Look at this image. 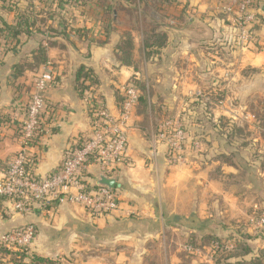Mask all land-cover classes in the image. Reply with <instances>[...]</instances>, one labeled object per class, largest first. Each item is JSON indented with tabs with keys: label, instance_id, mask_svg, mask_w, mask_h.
<instances>
[{
	"label": "crops",
	"instance_id": "0c3cea01",
	"mask_svg": "<svg viewBox=\"0 0 264 264\" xmlns=\"http://www.w3.org/2000/svg\"><path fill=\"white\" fill-rule=\"evenodd\" d=\"M229 1L80 0L69 15L52 9L50 0H40L36 9L24 3L16 11L0 2V47H5L0 63V178L21 149L20 124L34 80L47 65L53 68L46 92L51 133L28 148L40 176L62 163L70 145L92 135L87 92L117 114L125 85L134 79L147 83L131 117L128 162L115 172L120 194L115 213L93 218L71 203L49 212L36 206L30 214L2 206L0 234L28 223L37 229L25 264H153L160 247L165 264H218L208 259L210 245H199L202 255L183 249L214 239L234 240L236 248L246 242L251 250L244 259L264 258V237L251 223L256 212H264V128L246 112V130L253 134L239 148L219 123L227 120L236 127L238 106L224 111L202 106L208 97L233 103L240 82L247 87L257 81L264 97V50L258 51L257 44L236 47L233 22L222 9ZM137 3L157 7L147 13L129 10ZM256 4L261 9L264 0ZM144 22L157 24L168 37L151 58L145 54ZM125 33L133 41L130 63L120 51ZM255 34L263 38L264 24L255 27ZM80 71L92 77L84 95ZM224 78L230 80V94L222 91ZM159 82L166 83L164 88ZM209 82L214 95L204 89ZM164 110L182 114L188 129L186 158L179 164H169L166 144L155 141L154 114ZM261 131L262 137L257 135ZM89 170L96 182L97 167L92 164Z\"/></svg>",
	"mask_w": 264,
	"mask_h": 264
},
{
	"label": "built area",
	"instance_id": "2783aa9c",
	"mask_svg": "<svg viewBox=\"0 0 264 264\" xmlns=\"http://www.w3.org/2000/svg\"><path fill=\"white\" fill-rule=\"evenodd\" d=\"M13 11L30 5L41 7L40 0H0ZM51 8L63 15L76 10L80 0H50ZM31 7V8H32ZM32 8V9H33ZM256 0H230L223 11L231 17L236 47L257 44L258 51L264 50V36L258 39L255 27L264 24ZM5 57V47H0V63ZM53 68L49 64L34 80V89L20 124L21 149L10 159L4 175L0 178V209L9 204L15 212L30 214L38 206L51 211L58 205L71 203L84 207L93 218L115 213L120 207L119 190L97 184L90 176L89 166L94 164L99 173L115 175L120 166L128 162L131 117L138 104L141 90L136 79L124 87L123 100L118 113L110 110L102 101H95L87 92L88 109L92 117V135L80 138L64 153L62 163L48 174L40 176L34 170V161L28 148L51 133V111L46 92L53 82ZM158 125L156 142L166 144V159L169 164L185 161L189 133L184 119L168 117ZM199 143L194 142L197 148ZM155 147V145H154ZM251 223L258 234L264 237V213L252 218ZM37 229L33 223L9 229L0 234V248L26 257L36 240ZM236 241L222 244L213 242L208 251L209 260L215 261L222 251H232ZM203 247L186 244L184 251L202 255ZM0 255V264H17Z\"/></svg>",
	"mask_w": 264,
	"mask_h": 264
},
{
	"label": "rangeland",
	"instance_id": "374dc122",
	"mask_svg": "<svg viewBox=\"0 0 264 264\" xmlns=\"http://www.w3.org/2000/svg\"><path fill=\"white\" fill-rule=\"evenodd\" d=\"M143 4V3H141ZM137 6L136 7H133L129 10H134L137 9L139 11H143V13H147L149 12V10L151 9H155V7H157V4H154V3H151V4H148L146 6H142L140 5L139 3L136 4ZM139 6V7H138ZM146 24V27L147 29H149V25H148V22L145 23ZM157 67H152L151 68V74L155 75L157 74L155 72ZM164 75L166 74V71L164 69L163 71ZM157 77V75H156ZM138 85H139V88L141 90V95L147 91V83L145 80H142V81H139L138 80ZM160 84V88H164V86L166 85L165 82H159ZM230 80H226L224 78V80L222 81V91H226L227 89L229 90V94H230V91L232 89L231 86H227V85H230ZM246 84V83H245ZM244 83L240 82V83H237V89H238V97L236 99H232L234 102L231 103V101H227V98L224 97V98H216V97H208L207 99L203 100L205 103H202V106L206 108H209L212 106L215 107L218 111H224V108L225 110H231V107H235V106H238V113H237V126L235 127V129H233V132L231 133V137H233V140L237 141L238 142V147L239 148H243L245 146V143L247 141V139H250L251 138V135L253 134V132L251 131H248L246 130V112H249L250 114L253 115V118L252 120L254 121H258L264 128V97L260 96V92H258V90L260 89L258 87V83L257 81H254L253 83H250L249 86L246 87ZM151 88V87H150ZM149 88V90H150ZM235 87L233 86V89ZM153 89V88H152ZM207 92H210L212 95H214V85L209 82L208 84L205 85V88H204ZM154 90H160L157 86H154ZM153 91V90H152ZM218 92H221L220 89H217ZM237 91V90H236ZM223 93V92H222ZM220 94V93H219ZM227 94H228V91H227ZM225 96V95H224ZM197 100V99H195ZM237 102V103H235ZM213 112V110H212ZM155 118L158 119V124H157V127L158 125H160L159 123L168 118V117H175V118H181L183 119V116L182 114H177L175 111H167L164 110L162 111V113H159V111H157L155 114H154ZM230 132V131H229ZM263 131L257 133V135H259L260 137H262ZM252 133V134H251ZM255 134V133H254ZM264 136V135H263ZM128 144H129V141H128ZM243 174L245 173V171L242 172ZM242 174V175H243ZM244 176V175H243ZM88 212V211H87ZM261 213H264V212H260V213H255L254 215V218L255 217H258L260 216ZM89 214V212H88ZM212 242V241H210ZM209 241L205 242V243H196L197 245H205V246H209L211 243ZM225 242V241H224ZM227 242V240H226ZM161 252H158L156 251V246H152L151 247V250L152 251H155V252H158V256H155V258L153 257L150 261L153 263V264H165L164 262V253H163V248H161ZM160 251V250H159Z\"/></svg>",
	"mask_w": 264,
	"mask_h": 264
},
{
	"label": "trees",
	"instance_id": "16d2710c",
	"mask_svg": "<svg viewBox=\"0 0 264 264\" xmlns=\"http://www.w3.org/2000/svg\"><path fill=\"white\" fill-rule=\"evenodd\" d=\"M149 29L146 28L143 33L144 38V47H145V54L148 58L156 56V54L159 53V50L164 47L167 44V34L159 29L157 24L148 23ZM124 39L122 41V45L120 46V51L122 54V58L126 63H130L132 59V49H133V41L131 38V35L128 33H125L123 35ZM91 74L88 72L82 73L81 71L78 74V78L82 81L81 82V93L84 95V92L86 89L89 88V85H86L87 81L91 82ZM138 82V80H136ZM138 84V83H137ZM143 99L144 96H140V99ZM140 101V100H139ZM206 107V106H205ZM219 123L222 128V132L224 135L228 138L233 139L231 137V133L233 132V129H235L234 125H230V122L227 120H219ZM230 131V132H229ZM213 242H217L219 244H222L224 241H221L219 239H214ZM251 250V248L247 245L246 242L241 243L237 248H235L233 251H222V253L218 254L216 256V260L218 264H264V258L255 256L251 258L250 260H246L245 255ZM0 252L9 253L13 258L11 259L13 262L17 264H25L22 259L24 258L23 255L17 254L14 252H8L7 250H3L0 248ZM234 256H239L236 259H232Z\"/></svg>",
	"mask_w": 264,
	"mask_h": 264
},
{
	"label": "water",
	"instance_id": "95a60500",
	"mask_svg": "<svg viewBox=\"0 0 264 264\" xmlns=\"http://www.w3.org/2000/svg\"><path fill=\"white\" fill-rule=\"evenodd\" d=\"M260 12L264 13V6L261 7ZM96 183L114 189L117 186V177L115 175L107 176L103 173H98Z\"/></svg>",
	"mask_w": 264,
	"mask_h": 264
}]
</instances>
